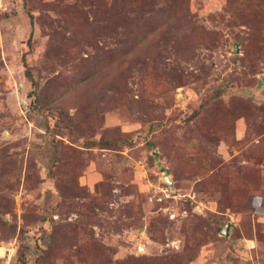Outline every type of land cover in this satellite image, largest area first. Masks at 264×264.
Returning <instances> with one entry per match:
<instances>
[{
	"label": "rangeland",
	"instance_id": "obj_1",
	"mask_svg": "<svg viewBox=\"0 0 264 264\" xmlns=\"http://www.w3.org/2000/svg\"><path fill=\"white\" fill-rule=\"evenodd\" d=\"M262 75L264 0H0V264H264Z\"/></svg>",
	"mask_w": 264,
	"mask_h": 264
},
{
	"label": "water",
	"instance_id": "obj_2",
	"mask_svg": "<svg viewBox=\"0 0 264 264\" xmlns=\"http://www.w3.org/2000/svg\"><path fill=\"white\" fill-rule=\"evenodd\" d=\"M262 79L264 80V75H262ZM228 226H229V224H226V226H225V227L223 228V230H222V234H224V235H226V236H227V234H228V232H227Z\"/></svg>",
	"mask_w": 264,
	"mask_h": 264
},
{
	"label": "trees",
	"instance_id": "obj_3",
	"mask_svg": "<svg viewBox=\"0 0 264 264\" xmlns=\"http://www.w3.org/2000/svg\"><path fill=\"white\" fill-rule=\"evenodd\" d=\"M26 76L31 80L32 82V77H31V73L29 72V70L26 71Z\"/></svg>",
	"mask_w": 264,
	"mask_h": 264
}]
</instances>
